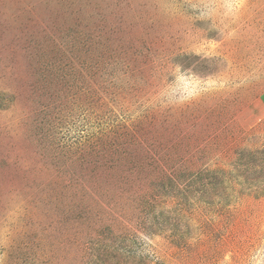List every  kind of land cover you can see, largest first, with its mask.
<instances>
[{
    "label": "rangeland",
    "instance_id": "obj_1",
    "mask_svg": "<svg viewBox=\"0 0 264 264\" xmlns=\"http://www.w3.org/2000/svg\"><path fill=\"white\" fill-rule=\"evenodd\" d=\"M264 0H0V264H264Z\"/></svg>",
    "mask_w": 264,
    "mask_h": 264
},
{
    "label": "crops",
    "instance_id": "obj_2",
    "mask_svg": "<svg viewBox=\"0 0 264 264\" xmlns=\"http://www.w3.org/2000/svg\"><path fill=\"white\" fill-rule=\"evenodd\" d=\"M259 98H260L261 105L264 107V91H262Z\"/></svg>",
    "mask_w": 264,
    "mask_h": 264
}]
</instances>
